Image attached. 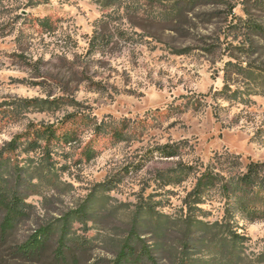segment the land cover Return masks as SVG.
Instances as JSON below:
<instances>
[{
    "label": "rangeland",
    "instance_id": "obj_1",
    "mask_svg": "<svg viewBox=\"0 0 264 264\" xmlns=\"http://www.w3.org/2000/svg\"><path fill=\"white\" fill-rule=\"evenodd\" d=\"M198 2L0 0V110L7 111L0 160L28 179L31 205L9 243L91 199L92 217L70 226L85 240L81 264H109L131 232L155 248L159 264H171L185 232L196 242L225 231L241 235L228 263L217 247L191 248L190 260L264 264V219L225 217L215 189L193 211L203 224L187 226L183 199L198 173L165 182L178 164L227 175L248 161L264 163V0ZM43 18L52 25H41ZM19 99L38 102L12 109ZM70 114L85 116L77 140L54 144L49 163L41 149H6L30 124H59ZM116 127L119 141L110 135ZM88 146L96 151L89 159ZM168 147L175 156L162 153ZM36 167L53 170V185L28 177ZM226 219L222 229L204 226ZM5 254L4 264H22Z\"/></svg>",
    "mask_w": 264,
    "mask_h": 264
},
{
    "label": "trees",
    "instance_id": "obj_2",
    "mask_svg": "<svg viewBox=\"0 0 264 264\" xmlns=\"http://www.w3.org/2000/svg\"><path fill=\"white\" fill-rule=\"evenodd\" d=\"M189 0H186V3ZM200 1V2H198ZM192 4L201 3V0H191ZM185 6L177 8L179 13ZM43 26H51L49 18L39 21ZM253 31L260 33L262 28L255 24L247 26ZM35 99H19L10 104L12 109H22L35 105ZM10 111V110H9ZM6 110H0V119ZM11 117L13 112L11 111ZM8 116V117H10ZM84 119L80 114H70L61 120L59 124H30L25 132L16 134L6 144V149L14 151L20 145H24L25 151L43 150V159L47 163L51 160L49 151L56 143L69 144L77 140L78 119ZM9 119V118H7ZM99 126L95 128V134H100ZM111 138L119 141L123 137L121 127L111 130ZM162 153L166 157L176 155L170 147L163 148ZM93 147L88 146L83 154L87 159L95 155ZM6 161L0 160V264H4V251L12 260L22 264H35L43 262L46 264H81L85 257V240L71 234L70 226L73 221L85 222L92 217V200L82 204L79 208L63 214L60 218L52 222L38 224L20 242L9 243L10 236L14 233L18 225L30 219L31 205L25 201L27 178L6 165ZM40 166V164H39ZM48 168V167H47ZM46 168V169H47ZM34 172H29V178H38L39 181L53 185L54 172L49 168L47 172L41 167H36ZM197 172L192 188L187 192L183 201L187 208L184 218L187 226L203 224L196 220L193 211L200 210L198 205L204 202L209 191L218 189L225 199V217L231 218L234 212H239L249 221L264 219V163L259 161H248L244 170L237 173L221 174L207 167L202 171H197L193 165L178 164L166 173V183H179L185 180L191 173ZM53 173V174H52ZM147 211V209L145 210ZM228 224L215 221L211 224L205 223L207 228L222 229ZM149 231H152L153 224H148ZM156 227V226H155ZM205 228V229H207ZM225 233V234H224ZM213 238H199L192 242L193 238L189 232L183 234L179 242L180 257L171 264H196L190 260L189 251L191 248L202 250L203 248H218L217 254L227 263L234 256V247L237 239L241 237L238 232L225 231ZM132 237H135L134 242ZM228 245L231 247L228 252ZM160 248H156L157 251ZM155 248H149L144 241L139 238L137 232H131L129 237L123 240L119 248L110 260L109 264H159L157 257L153 254ZM229 253V254H228ZM85 260V259H84ZM86 261V260H85Z\"/></svg>",
    "mask_w": 264,
    "mask_h": 264
}]
</instances>
